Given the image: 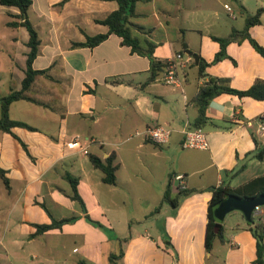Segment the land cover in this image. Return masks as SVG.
I'll list each match as a JSON object with an SVG mask.
<instances>
[{
	"label": "crops",
	"instance_id": "obj_1",
	"mask_svg": "<svg viewBox=\"0 0 264 264\" xmlns=\"http://www.w3.org/2000/svg\"><path fill=\"white\" fill-rule=\"evenodd\" d=\"M61 1L30 0L27 9L39 39L31 66L43 70L28 91L41 104L19 99L8 106L10 119L34 128L10 129L28 154L17 139L0 130V169L8 185L5 188L0 179V210L6 216L3 228L12 229L10 249L0 238V251L5 252L0 264H13L19 253L29 256L28 264L38 257L45 264H109V253L119 248L117 264H257L255 236L239 211L225 214L221 238H213L208 249L205 224L214 188L235 187L264 173V156H251L254 138L264 142L255 133L264 99L217 94L205 107L203 123L194 126L193 97L210 78L235 90H244L257 79L264 81V58L248 38L225 42L224 54L217 60L220 45L212 38L242 30L245 16L264 6V0H136L129 34L141 48L152 43L154 59L172 60L175 85L162 81L164 70L149 78V57L132 51L116 34L92 47L72 45L84 41L85 35L107 32L97 20L117 7L115 1ZM246 32L264 48V12ZM26 39L12 38L21 46V62L15 63L19 85ZM184 44L207 63L204 76H198L197 63L185 53ZM176 53L189 59L182 64L174 58ZM154 125L170 128L166 142L155 143L143 135ZM189 127L202 130L206 148L182 146V130ZM100 128L118 138L116 147L103 148ZM74 136L86 154L66 147ZM92 144L99 150H89ZM111 152L118 163L112 185L100 180L101 171L86 157L103 159ZM66 174L77 179V194L90 207L83 210L71 198ZM174 174L183 176L182 189L188 192L172 204L163 200V193L167 189L172 199L181 190L169 180ZM39 203L55 219H75L34 234L33 224L50 222ZM261 209L251 214L253 224L264 220ZM26 235V241L51 236L48 248L41 252L37 246H21ZM262 245L264 261V226Z\"/></svg>",
	"mask_w": 264,
	"mask_h": 264
},
{
	"label": "trees",
	"instance_id": "obj_2",
	"mask_svg": "<svg viewBox=\"0 0 264 264\" xmlns=\"http://www.w3.org/2000/svg\"><path fill=\"white\" fill-rule=\"evenodd\" d=\"M63 1V0H62ZM60 2V4L62 3ZM116 2L117 7L110 11L105 17L97 22L105 25L107 27L106 33L95 34L92 36L85 35V39L82 42H73V46H83V47H92L99 42H101L108 34L113 33L121 38V43L130 46L132 51L144 53L150 59V75L149 78H153L158 71H162L166 69L167 61H159L158 59H154L152 56V48L153 45L150 42H147L146 48H141L138 45L137 39L132 37L129 34L128 24L129 17L133 15V4L136 0H113ZM0 5L5 7H14L17 11L15 13L8 12V15L11 17L9 21L6 22V25L12 28L15 27H23L27 33V39L24 43L27 50L24 53V68H23V76L20 80V85L17 89H13L9 91L7 94L0 96V130L3 132H7L12 135L15 139L18 140L23 150L28 154L27 148L25 144L10 130L12 127L18 126L23 127L28 130H34L33 127L28 125L27 123L19 120H12L8 117V106L10 102L14 100L24 99L37 104H41L38 100L33 98L30 94H28V89L32 84L34 77L43 73V70L33 69L31 63L36 56L37 46L39 43V39L37 37V33L32 26L31 22L27 17V9L30 5V0H0ZM264 12V6L258 7L253 14H248L244 18V27L242 30H232L228 37L226 38H218L212 37L217 40L220 45V49L214 56V60L219 59L223 54V47L225 42L228 40H235L238 37L240 38H248L251 45L255 48V50L264 58V48L258 45L253 39L248 37L246 29L249 25L257 23L259 21V16ZM207 63L203 61L201 58L197 62V73L198 76H204L203 70ZM220 93H233L238 96H250L254 99H264V81L261 79L255 80L248 88L244 90H235L229 88L226 85H222L219 79L210 78L205 84L199 85L198 89L193 97V102L197 107V114L194 120V126H200L205 120L204 110L209 102V100ZM255 147L251 156L256 159H262L264 156V142L260 144L254 138ZM88 159L94 168H97L101 171L102 175L100 180L106 184H114L115 176L114 172L118 166V163L114 161V154L111 152L105 158L100 159L96 155L88 154ZM66 180L68 181L71 188V198L76 199L81 208L84 210V205L77 194V179L69 174L65 175ZM0 179L3 182L5 188L8 187L7 179L3 175V170L0 169ZM170 180V179H169ZM175 198H170L167 189H165L163 193V200H167L168 202L175 204L176 198L179 196H184L188 191L181 189L177 190ZM264 193V173L253 178L248 179L247 181L235 186H217L212 190L210 200L207 205L206 211V224H205V247L208 249L213 238H221L222 227L221 224L218 227H215V222L211 215V205L222 198L225 195L232 194L241 198H250L257 194ZM39 205L47 212L50 217L49 223L44 224H33L35 227V233H42L46 230L57 228L62 223L68 222L70 220H74V216L65 217L61 219H55L51 217L48 211L45 209L42 203ZM86 218H88L86 216ZM91 221V219H88ZM94 223L98 225H102L100 222L94 220ZM247 223L249 229L252 230V233L255 236V244H256V259L255 263L264 264L263 261V245H262V231L264 226V220L262 222ZM120 240V239H119ZM121 255L120 248L116 252L109 253L108 255V263L109 264H117L116 260Z\"/></svg>",
	"mask_w": 264,
	"mask_h": 264
},
{
	"label": "rangeland",
	"instance_id": "obj_3",
	"mask_svg": "<svg viewBox=\"0 0 264 264\" xmlns=\"http://www.w3.org/2000/svg\"><path fill=\"white\" fill-rule=\"evenodd\" d=\"M7 8L8 7L0 5V96L7 94L9 91L13 89H17L19 85L17 81V77H16L18 74V71H17L15 63L21 62V54H20L21 46L18 45L17 47V44L14 43L12 38L14 37L20 38V36L22 35L24 37H27L26 31L24 30V28L18 29V28H12L6 25V22L11 19V17L8 15ZM29 15L31 17L33 16L31 10H29ZM27 93L31 94V91L30 92L28 91ZM100 130L102 131L101 135L103 136L101 137L102 139H99V140L103 148L113 149L114 147H116L118 144V138L108 136L111 134L107 132L108 130L104 131L103 128H100ZM82 136L83 135H81L80 137L81 140L83 139ZM89 150L93 152L98 151L99 146L97 144H92L91 147H89ZM262 163L264 164V161ZM263 164H260V166H262ZM2 198L4 199L5 197L2 196ZM84 202H85V204L83 203L84 207L86 208L87 206L90 207L86 199H84ZM2 210L3 208L0 210V236H1L0 238H3L2 243L7 244L8 248L10 249L11 244L9 243L10 242L9 239L12 234V229H10L9 227V229L6 231L3 228V225L5 224V221H6V216L4 214V211ZM233 213H236L235 210L228 212L226 214V217H228L229 215ZM28 236L29 235H26L25 237H23V242L20 243L21 246H24V247L37 246L38 248H40L41 252L42 250L44 251V249L48 248L47 243L49 241L47 240V237H51V236H47V237L45 236V238L44 237L42 238V236H40V238L36 236L34 237L33 240L26 241V238ZM13 247H14V252H15L14 244H13ZM0 253H1L0 254L1 258L5 257L4 251H0ZM15 257H17V260H15L13 264H28L29 262V256H26L25 254L19 253L18 255H15ZM38 258L39 259H34V264H45V261L42 259V257H38ZM4 264H9V263L4 262Z\"/></svg>",
	"mask_w": 264,
	"mask_h": 264
},
{
	"label": "built area",
	"instance_id": "obj_4",
	"mask_svg": "<svg viewBox=\"0 0 264 264\" xmlns=\"http://www.w3.org/2000/svg\"><path fill=\"white\" fill-rule=\"evenodd\" d=\"M226 10H230L229 7H226ZM174 58L181 61L183 64L186 62L187 58H182L181 54L176 53L174 55ZM162 81L165 84H177V78L174 72V63L172 60L167 61L166 69L162 76ZM255 133L257 136L261 137L264 140V113L262 118L258 121ZM170 134V128L161 126V125H154L151 127L145 128L143 131V135L149 138L151 141L155 143H164L167 141ZM183 134V140H182V146L184 147H193V148H200L204 149L207 147V141L205 138V134L202 132V130L199 127H189L182 130ZM66 147L69 149L77 150L83 154H86V148L83 147L79 140L78 136L72 137L67 143ZM181 174H174L171 176L170 180L172 185L175 186L176 189H182L183 186V179ZM262 211L261 206L255 205L252 208L251 214H258Z\"/></svg>",
	"mask_w": 264,
	"mask_h": 264
},
{
	"label": "water",
	"instance_id": "obj_5",
	"mask_svg": "<svg viewBox=\"0 0 264 264\" xmlns=\"http://www.w3.org/2000/svg\"><path fill=\"white\" fill-rule=\"evenodd\" d=\"M182 47L185 53L193 59L194 63H197V54L187 49L185 44ZM255 205L264 207V193L250 198H241L232 194L223 196L211 205V215L215 222V227L221 224L225 214L233 210L239 211L246 223H252L251 211Z\"/></svg>",
	"mask_w": 264,
	"mask_h": 264
}]
</instances>
